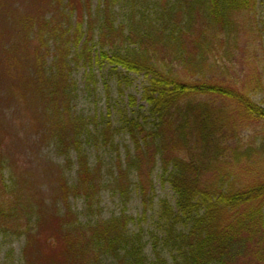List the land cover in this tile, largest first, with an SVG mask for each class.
Masks as SVG:
<instances>
[{
    "label": "trees",
    "instance_id": "16d2710c",
    "mask_svg": "<svg viewBox=\"0 0 264 264\" xmlns=\"http://www.w3.org/2000/svg\"><path fill=\"white\" fill-rule=\"evenodd\" d=\"M61 1V29L48 27L52 65L46 67L50 49L43 40L30 70L6 73L9 83L0 88V102L14 103L21 115L12 126L0 108V235L25 240L23 264H97L104 257L113 264H264L259 0H99L96 10L93 0ZM72 62L87 65L91 80L96 68H107L122 96L133 75L143 77L145 106L121 112L117 123L110 107L100 119L75 114ZM129 106L137 107L132 95ZM39 108L41 142L49 138L62 155L76 156L74 184L52 166L57 186L42 188L35 171L23 166L27 145L16 126L32 125ZM122 135L132 147L106 188L125 205L135 189L144 222L157 191L155 174L174 197L159 199L151 255L144 231L130 229L135 218L124 213L84 224L70 205L72 197L91 211L98 203L105 182L101 164H90L89 148L118 152Z\"/></svg>",
    "mask_w": 264,
    "mask_h": 264
},
{
    "label": "rangeland",
    "instance_id": "374dc122",
    "mask_svg": "<svg viewBox=\"0 0 264 264\" xmlns=\"http://www.w3.org/2000/svg\"><path fill=\"white\" fill-rule=\"evenodd\" d=\"M98 1L93 0L94 10H96ZM56 2L57 0H0V88L3 82V86L9 83L5 78L6 73H15V70L17 72L20 67L22 70H30L34 65V60L39 50L42 49V45L47 40L50 50L46 58V67L48 68L52 65L55 60L53 51L54 40L49 39L51 37L49 28H60L59 23L62 24V12H64L62 7L56 6ZM64 5H66V2ZM257 8V14L264 16V0H259ZM72 19L73 27L77 17L74 16ZM71 67L73 69L72 80L75 82V88L71 91L73 99L72 110L75 111V114L85 119L97 116L100 119V116L105 115L109 109L108 107H110L112 119L117 123L122 113L130 115L145 106L142 101V92L145 84L143 77L133 75V85L129 87L123 86L124 95L122 96L117 88V82L114 79H110L107 68H96L94 78L91 80L90 69L83 62L79 64L72 62ZM105 82L108 83L109 88L106 87ZM130 95L137 100V107L135 108L129 106ZM256 101L264 106V95L258 96ZM0 108L4 111L10 125L15 126V118L21 120V115L14 103L7 104L5 107V104L0 102ZM46 112L47 114L49 113V107H47ZM43 119L42 109L39 108L37 117L32 121V125L24 123L23 127L16 126L20 131L21 138H25L27 145V149H23L22 152L24 157V151L27 155L23 166H25L26 170L30 167V169L37 172L35 173L31 170V174L34 177L40 178L42 188L50 190V188L57 186V173L51 169L52 166L58 167L66 174L67 180L69 179L70 183L74 184L78 177L76 156L72 154L70 158H67L62 155L56 142L48 141L49 138L41 142L43 133H45L40 123ZM90 128H92L91 124L89 125ZM246 135L249 137V133H246ZM248 142L251 143V138H245V144H249ZM116 144L119 148L118 152L110 151L106 148H101L100 150L89 148L90 164L91 166H96L98 162L101 164L105 182V188L98 199V203L93 204L92 211L88 209L83 198L72 197L70 205L72 210L78 213L84 224L88 222L95 223L98 220L107 221L124 213L135 218L136 222L130 225V229L132 231H144V238L147 244L146 252L151 255L150 231L154 228L158 214L159 199L167 198L174 202V197L168 187L160 186V180L155 174L157 191L154 195V202L150 204L147 221L144 222L143 200L135 189L131 191L130 201L125 205L120 195L113 192L111 188H106V185L108 186L113 182L110 173L115 167L117 160L125 159L127 148L131 146L130 140L126 135L118 136ZM10 146L13 149L14 145L10 143ZM19 159L22 160L21 157ZM42 171L44 173L40 176ZM62 214H64V210L61 207L60 215ZM24 246L25 240L23 238L0 235V264H23ZM97 264L113 263L104 257Z\"/></svg>",
    "mask_w": 264,
    "mask_h": 264
}]
</instances>
